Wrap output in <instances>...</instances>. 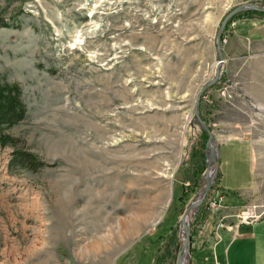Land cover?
I'll return each instance as SVG.
<instances>
[{
	"label": "rangeland",
	"instance_id": "obj_1",
	"mask_svg": "<svg viewBox=\"0 0 264 264\" xmlns=\"http://www.w3.org/2000/svg\"><path fill=\"white\" fill-rule=\"evenodd\" d=\"M246 3L261 5L0 0V15L20 25L0 29V78L22 86L27 106L25 120L7 134L39 164L36 170L12 165L14 147L0 144V264H177L185 240L180 220L203 190L212 147L195 122L196 98L215 78L222 21ZM252 16L229 22L223 46L237 23ZM227 71L224 63L222 75ZM221 80L200 104L219 153L191 237L218 185L220 194L235 196L222 188L229 178L221 147L227 119L241 121L259 150L261 193L248 206H258L255 216L264 219V122L240 97L223 117L224 94H231ZM203 155L194 193L191 178ZM220 216L214 212L200 235ZM176 227L166 247L160 236Z\"/></svg>",
	"mask_w": 264,
	"mask_h": 264
},
{
	"label": "crops",
	"instance_id": "obj_2",
	"mask_svg": "<svg viewBox=\"0 0 264 264\" xmlns=\"http://www.w3.org/2000/svg\"><path fill=\"white\" fill-rule=\"evenodd\" d=\"M245 1L264 4V0ZM237 24L236 30L231 31L228 43L223 46L228 71L222 75L221 82L228 84L226 89L231 94V99L224 94L226 111L223 117H229L230 106H235L234 97H240L242 101L252 104V110L258 112V119L264 122V19L260 16L245 17ZM241 108L244 109V105ZM222 123L228 126V135L221 147L226 151L225 164L229 168V178L225 175L222 179V188L235 196L228 198L219 193L222 196L220 215L232 216L250 203H257L261 193L257 174L259 150L247 135V128L242 127L241 121L227 119ZM213 213L208 223H214ZM227 222L233 224L236 220L230 219ZM205 223L203 217L198 221L199 233L193 241L191 264H221L219 256L225 264H264V219L250 225H239L232 232L224 230L221 235L215 232L216 224H212L210 230L200 235L206 227ZM221 245L223 250L219 254L218 247ZM201 254L204 258L198 259ZM208 254H215V259L211 260Z\"/></svg>",
	"mask_w": 264,
	"mask_h": 264
},
{
	"label": "trees",
	"instance_id": "obj_3",
	"mask_svg": "<svg viewBox=\"0 0 264 264\" xmlns=\"http://www.w3.org/2000/svg\"><path fill=\"white\" fill-rule=\"evenodd\" d=\"M3 13V12H2ZM247 15H253V16H260L264 19V13L257 12V11H245L237 15V17L241 16H247ZM11 26L19 27L20 25L12 20H6L3 16L0 15V29L1 28H9ZM202 107V106H201ZM202 112H203V108ZM202 117L205 120L204 113L201 114ZM27 116V106L24 102L23 98V88L19 83H13L6 80H2L0 78V144L2 147H8L12 146L14 147V151L12 152V165H20L22 167L31 168L32 170H36L39 166L37 159L30 153L24 151L23 149H19L17 147V144L12 139V136L7 134V130L12 129L16 127L18 124H20L22 121L25 120ZM206 138L207 135L205 134ZM204 158H201L199 164L201 167H197L196 174H194L195 178L191 181L195 188H193V192H197V187L199 185L202 173L204 172V163H205V155H203ZM187 192H185L186 194ZM184 194V195H185ZM183 197L185 198V196ZM181 197V198H183ZM188 197V195H187ZM201 216H198L194 223V229L198 226V221L201 217L206 220V222L209 220L210 215L212 213L211 209L209 207H205L204 212ZM177 233V227L172 229L171 234L162 235L160 238H163V243L166 245V247L170 245V241L167 242L166 240L168 237H173ZM197 232L192 239V243L194 241V237L196 236ZM176 237V235L174 236ZM170 248V247H169ZM166 256L164 253L162 254L161 258H164ZM154 264V263H152Z\"/></svg>",
	"mask_w": 264,
	"mask_h": 264
},
{
	"label": "water",
	"instance_id": "obj_4",
	"mask_svg": "<svg viewBox=\"0 0 264 264\" xmlns=\"http://www.w3.org/2000/svg\"><path fill=\"white\" fill-rule=\"evenodd\" d=\"M245 11H257V12H262L264 13V5H258L256 3H246L243 4L237 8H235L234 10H232L222 21V24L220 26L217 38H216V46H217V50H218V62H217V66H216V74H215V78H213L210 82H208L207 84H205L202 89L200 90L197 98H196V102H195V122L200 126V128H202L209 136V143H208V150L209 147L213 146V144L215 143V138H214V134L213 132L210 130L209 126L206 124V122L202 119L201 114H200V104H201V99L204 97V95L206 94V92L215 84H217L220 81V78L222 77V67L225 63V57H224V52H223V35L224 32L229 24V22L238 14L245 12ZM207 150V152H208ZM209 165L210 163H208L207 161V171L205 172V176L208 172L209 169ZM204 176V178H205ZM214 183V182H213ZM213 183H211L210 181L206 180L205 181V185L203 187L202 190V198L197 202H193L194 200H192L190 202V204L187 206L181 220H180V225L182 226L184 224V222L186 221V216L192 212L193 210H195V215L198 213V210L200 209V207L204 204L205 200L208 197V194L210 192V190L212 189ZM207 207H209V205H207ZM180 226V227H181ZM182 231V228H181ZM191 236H190V228H186L185 230V243H184V251L183 254L178 258L177 264H182V262L184 260H186L187 258H191ZM191 261V260H190Z\"/></svg>",
	"mask_w": 264,
	"mask_h": 264
},
{
	"label": "built area",
	"instance_id": "obj_5",
	"mask_svg": "<svg viewBox=\"0 0 264 264\" xmlns=\"http://www.w3.org/2000/svg\"><path fill=\"white\" fill-rule=\"evenodd\" d=\"M233 26H235V24L231 25V27ZM224 42H227V35L224 39ZM217 193L218 195L209 203V208L211 209V211L221 212L220 201L222 199V196L219 195L218 191ZM258 208V206H246L242 211L232 216H221L218 220V223L216 224V234L221 235V232L224 230L232 232L235 230V227H238L239 225H250L255 221H258L260 216H255V210H257ZM227 219H235L236 223L230 224L229 222H227Z\"/></svg>",
	"mask_w": 264,
	"mask_h": 264
},
{
	"label": "bare ground",
	"instance_id": "obj_6",
	"mask_svg": "<svg viewBox=\"0 0 264 264\" xmlns=\"http://www.w3.org/2000/svg\"><path fill=\"white\" fill-rule=\"evenodd\" d=\"M213 146H215V144H213ZM213 146L209 150V160L210 161L208 160V163L210 162V165H209L208 173L205 176V181L208 180L211 183H213L215 178H216V169H215L214 166H215V160H216V157H217V152L219 153V150L218 149L216 150V147H213ZM201 198H202V191L200 193H198V195L196 196V198H195V200L193 202L197 203ZM194 214H195V210H193L192 212H190L186 216V221L181 226V228L183 230V233H184V230H186L187 227L190 228V226H191L190 223H192V220H193L192 217L194 218ZM184 227H185V229H184ZM183 238H185V234L183 235ZM184 243H185V240H184ZM182 264H189V258L184 260L182 262Z\"/></svg>",
	"mask_w": 264,
	"mask_h": 264
}]
</instances>
